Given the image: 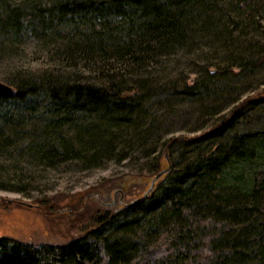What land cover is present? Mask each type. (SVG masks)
Masks as SVG:
<instances>
[{"label":"trees","instance_id":"16d2710c","mask_svg":"<svg viewBox=\"0 0 264 264\" xmlns=\"http://www.w3.org/2000/svg\"><path fill=\"white\" fill-rule=\"evenodd\" d=\"M79 17L87 28L74 42L87 55L113 49L117 58L144 65L206 40L226 62L211 76L225 78L233 67L247 76L264 67V0H0V56L27 30L58 34L59 24ZM71 42L65 44L70 55ZM5 82L16 92L0 95V102L43 91L55 106L67 108H57L53 115L59 116L36 130L32 147L42 160L74 156L96 164L129 142L132 132L145 136L141 118L154 92L145 81L130 92L114 72L81 82L50 68ZM259 104L264 88L235 100L206 132L171 137L167 148L186 141L194 154L164 169L156 159L155 175L163 171L158 183L121 209L99 215L83 236L63 244L0 236V264H264V169L253 165L264 156V131L237 130L244 112ZM71 120L72 135L57 147L50 129Z\"/></svg>","mask_w":264,"mask_h":264},{"label":"rangeland","instance_id":"374dc122","mask_svg":"<svg viewBox=\"0 0 264 264\" xmlns=\"http://www.w3.org/2000/svg\"><path fill=\"white\" fill-rule=\"evenodd\" d=\"M82 21L84 17L59 24L58 34L45 37L40 32L25 31L15 48L0 56V80L53 68L69 80L81 82L98 81L107 71L114 72L130 92L140 85L139 81H145L154 91L146 100L141 118L145 136L138 138L129 129V142H121L111 157L96 164L74 156L42 160L32 147L39 136L36 130L59 116L53 115L57 108H67L55 106L43 91L23 100L0 102V236L53 244L83 236L96 227L99 215L145 195L159 181L153 182L157 170L179 165L183 157L194 154L193 145L186 141L168 148L166 141L173 136L189 138L206 132L235 100L264 88V67L247 76L236 75V67L225 78L220 77L222 74L211 76L212 70L221 71L220 63L226 62L219 47L206 40L144 65L117 58L113 49L108 50L111 53L95 50L87 55L78 51L74 42L87 28ZM68 38L75 43L72 55L65 48ZM197 83L196 89H189ZM83 112L73 113L82 117ZM73 124L71 120L50 129L57 147L64 137L72 135ZM237 130L264 131V105L247 109L238 120ZM156 159L160 168L153 170ZM253 165L264 169V156Z\"/></svg>","mask_w":264,"mask_h":264},{"label":"water","instance_id":"95a60500","mask_svg":"<svg viewBox=\"0 0 264 264\" xmlns=\"http://www.w3.org/2000/svg\"><path fill=\"white\" fill-rule=\"evenodd\" d=\"M15 92L16 89L14 86H12L11 84L5 81L0 80V95L8 96V95H13ZM162 172L163 171H160L155 175V177L153 178V182L162 174Z\"/></svg>","mask_w":264,"mask_h":264}]
</instances>
